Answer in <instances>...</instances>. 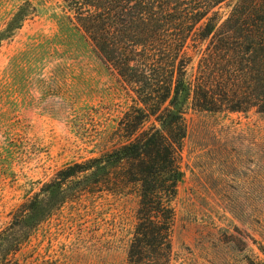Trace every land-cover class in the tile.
I'll return each mask as SVG.
<instances>
[{
    "label": "rangeland",
    "instance_id": "1",
    "mask_svg": "<svg viewBox=\"0 0 264 264\" xmlns=\"http://www.w3.org/2000/svg\"><path fill=\"white\" fill-rule=\"evenodd\" d=\"M26 2L0 43V264H126L137 199L96 177L134 94L62 0H0V32ZM185 124L173 263L264 264V113Z\"/></svg>",
    "mask_w": 264,
    "mask_h": 264
},
{
    "label": "trees",
    "instance_id": "2",
    "mask_svg": "<svg viewBox=\"0 0 264 264\" xmlns=\"http://www.w3.org/2000/svg\"><path fill=\"white\" fill-rule=\"evenodd\" d=\"M62 1L134 94L119 122L124 141L97 161L96 177L137 199L126 264H174L185 114L189 107L264 113V0ZM32 10L30 2L18 8L0 43ZM70 170L65 177L79 172Z\"/></svg>",
    "mask_w": 264,
    "mask_h": 264
}]
</instances>
